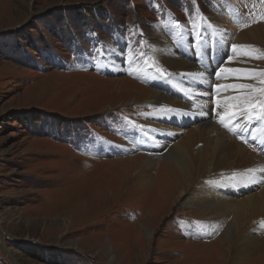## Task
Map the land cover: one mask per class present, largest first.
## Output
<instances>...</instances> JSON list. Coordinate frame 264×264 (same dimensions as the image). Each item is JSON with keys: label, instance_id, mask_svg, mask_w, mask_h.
<instances>
[{"label": "rangeland", "instance_id": "1", "mask_svg": "<svg viewBox=\"0 0 264 264\" xmlns=\"http://www.w3.org/2000/svg\"><path fill=\"white\" fill-rule=\"evenodd\" d=\"M232 6L254 17L237 19L236 35L264 24V0H0V264H230L225 238L214 242L228 219L200 218L178 199L155 205L157 191L134 181L132 167L151 158L155 181L170 152L161 144L143 153L127 134L155 89L141 70L164 67L154 48L159 29L171 52L193 54L192 38L204 31L194 26ZM175 23L186 30L172 31ZM212 23L214 36L197 37L205 67L232 44ZM252 45L259 58L247 60L264 70V44ZM100 60L120 67L105 71ZM176 127L157 131L171 143L183 134ZM101 141L117 148L99 153ZM138 154L141 161L125 162ZM193 219L206 223V235L183 232ZM256 255L240 264H264Z\"/></svg>", "mask_w": 264, "mask_h": 264}, {"label": "bare ground", "instance_id": "2", "mask_svg": "<svg viewBox=\"0 0 264 264\" xmlns=\"http://www.w3.org/2000/svg\"><path fill=\"white\" fill-rule=\"evenodd\" d=\"M236 10L238 9L235 6L227 10L220 8L218 11L221 13L205 18L194 26L197 29L203 27L204 31L200 32L199 36L211 38L210 35H214L209 20L213 19L211 25L219 30V38L223 41L231 39L233 45L252 46L250 49L233 50L232 44H227L225 57L217 61L214 59L213 67H205L199 62L200 59H204L207 50L205 54L202 52L204 46L201 45V40L197 39L198 35L192 38L193 44L190 45L193 54L188 50L178 52L175 49L171 52L169 47L171 44L163 34L164 31L159 29L156 35L159 42L153 47L164 62V67L158 68L156 73L145 70L148 67H144L141 72L149 77L151 87L156 90L163 89V94L155 89L146 92L145 105L139 111L140 119L133 120L134 115L125 124L126 128L128 124L134 126L132 120L140 124V127H135L137 132L129 130L127 135L128 142L141 147L143 153L150 154L158 150L161 144L167 145L170 152L168 162L162 163L157 170L155 181L152 180L151 169L154 164L151 158L141 161L138 154L125 161L143 162L139 166L132 167L136 168L132 179L144 182L143 186L151 184L149 186L154 188L155 193L157 191L156 198H153L155 205L161 200H164L161 203L165 202V205L173 204L178 199L195 207L200 218L223 221L228 219V224L214 242H222L225 238L224 256L230 264H240L244 258L256 254L258 259L264 261V172L260 171L264 168V119L257 118L249 122L238 115L230 116L237 110V106L241 109L246 108L243 105H246L244 101L247 98L242 99V97L251 92V89L225 87L231 84H252L256 88V85L262 84L261 80H264V76L257 75L253 79L249 73L250 70L259 72L263 69L247 59L258 55L254 53L252 42L264 44V24L258 23L257 27L253 26L236 35V26L240 25H236L237 19L244 22L254 18L250 9L239 10L241 16L237 15ZM175 24L174 28L171 26L172 31L181 26L179 23ZM178 29L175 32L177 36L180 34ZM191 34L196 35L194 32ZM210 45L208 44L207 47ZM181 47L187 49L184 43ZM111 50L115 54L119 49L116 47ZM245 52H251L252 55H244ZM108 56L109 54L105 57ZM119 60H100L97 64L103 62L105 64L103 70L113 72V68L120 67ZM228 68L239 71L231 73L222 71ZM181 75L183 76L178 80ZM123 79L127 84H135L131 80ZM217 85L221 87L218 89ZM260 87H264V84ZM230 90L237 92L235 96L239 97V100L230 99L234 96L229 92ZM180 91L185 94L182 95ZM255 95V99L258 100L259 96ZM167 110L179 112L178 118L171 120L162 115ZM256 113L257 110H253V114ZM194 114L196 115L193 116ZM222 116L225 123L235 131H230L219 122ZM259 124H261L260 128ZM176 125L184 127L183 134L171 143L167 142L166 135L163 136L157 131V129L175 131L179 128ZM131 135L134 136L132 141ZM95 145L99 153L103 150L114 151L117 148L103 141ZM247 169L255 171L247 172ZM222 180L229 186H224L225 182ZM233 182L241 186L233 188ZM199 221L194 220L195 225L186 224L187 229L183 232L188 234L193 229L199 234L206 235L207 225L206 223L205 226L199 225ZM144 229L146 231L147 227ZM147 233L150 236L151 232Z\"/></svg>", "mask_w": 264, "mask_h": 264}, {"label": "snow or ice", "instance_id": "3", "mask_svg": "<svg viewBox=\"0 0 264 264\" xmlns=\"http://www.w3.org/2000/svg\"><path fill=\"white\" fill-rule=\"evenodd\" d=\"M252 46L250 45H232L233 50H236L238 48H248L250 49ZM244 55H252L251 52H245ZM256 58H259L258 56ZM222 71L226 72H235L239 71L237 69H223ZM249 75L251 78H255L257 75L264 76V70H260L257 72V70H250ZM261 83L264 84V80H261ZM221 85H217V88L219 89ZM225 87L233 88V89H251V93H246L247 99L244 101V103L247 105L246 108L241 109L237 106V110L234 113H231L230 116H241L247 121H251L252 119H264V87L255 88L252 84H231L227 85ZM259 93V99H255V94ZM230 99L239 100V97L233 96L230 97ZM255 101V102H254ZM253 110H257L256 114H253ZM219 122L225 127L228 128L230 131H235L234 128L230 127L229 124L225 123V119L222 116L219 120ZM243 130V129H242ZM247 142V141H245ZM247 172H254V169H247ZM261 172H264V168L260 169Z\"/></svg>", "mask_w": 264, "mask_h": 264}, {"label": "trees", "instance_id": "4", "mask_svg": "<svg viewBox=\"0 0 264 264\" xmlns=\"http://www.w3.org/2000/svg\"><path fill=\"white\" fill-rule=\"evenodd\" d=\"M34 49H37V48L33 47V50H34ZM35 51H36V50H35ZM36 53H38V52H36Z\"/></svg>", "mask_w": 264, "mask_h": 264}]
</instances>
